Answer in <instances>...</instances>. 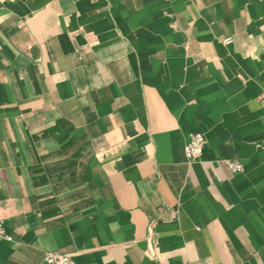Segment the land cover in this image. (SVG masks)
I'll return each instance as SVG.
<instances>
[{
	"label": "crops",
	"instance_id": "1",
	"mask_svg": "<svg viewBox=\"0 0 264 264\" xmlns=\"http://www.w3.org/2000/svg\"><path fill=\"white\" fill-rule=\"evenodd\" d=\"M0 219V264H264V0H0Z\"/></svg>",
	"mask_w": 264,
	"mask_h": 264
},
{
	"label": "built area",
	"instance_id": "2",
	"mask_svg": "<svg viewBox=\"0 0 264 264\" xmlns=\"http://www.w3.org/2000/svg\"><path fill=\"white\" fill-rule=\"evenodd\" d=\"M232 42L231 37H226L222 40L224 45H229ZM206 145V139L201 133H191L188 135L187 142L184 145L183 152L185 160L188 164H192L195 160L201 157L203 149ZM224 165L232 172L237 173L242 171V166L237 161L224 160ZM0 239L11 241V237L6 234L3 226V221L0 219ZM44 264H76L72 256L69 254H61L56 251L46 252L43 257Z\"/></svg>",
	"mask_w": 264,
	"mask_h": 264
}]
</instances>
